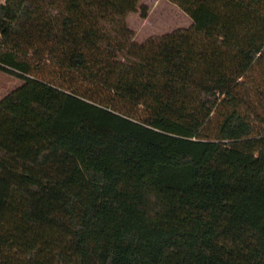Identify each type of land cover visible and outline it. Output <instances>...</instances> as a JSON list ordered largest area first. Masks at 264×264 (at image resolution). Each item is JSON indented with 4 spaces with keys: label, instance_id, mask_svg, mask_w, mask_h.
<instances>
[{
    "label": "trees",
    "instance_id": "1",
    "mask_svg": "<svg viewBox=\"0 0 264 264\" xmlns=\"http://www.w3.org/2000/svg\"><path fill=\"white\" fill-rule=\"evenodd\" d=\"M139 2L0 4L22 81L0 101V264H264V135L238 110L207 129L264 57V0H182L192 29L142 45Z\"/></svg>",
    "mask_w": 264,
    "mask_h": 264
},
{
    "label": "rangeland",
    "instance_id": "2",
    "mask_svg": "<svg viewBox=\"0 0 264 264\" xmlns=\"http://www.w3.org/2000/svg\"><path fill=\"white\" fill-rule=\"evenodd\" d=\"M6 0H0L4 4ZM182 0H140L138 12L127 19L128 28L135 35V42L145 44L151 39L161 38L175 32H189L193 27L190 16L180 7ZM143 9L147 12V18L142 16ZM250 31V27L243 29ZM206 43L205 38L198 39ZM35 75L62 84L66 88H75L89 97L97 98L95 84L83 81L79 76L67 75L56 64L47 60H34ZM72 78V79H71ZM73 80V81H72ZM22 85L17 77L0 71V101L12 91ZM240 102L238 104L225 103L220 105L213 114L212 121L207 129L215 134L223 123L225 115L238 110L255 128L254 135H264V57L254 66L238 89ZM106 96L109 97L108 94Z\"/></svg>",
    "mask_w": 264,
    "mask_h": 264
}]
</instances>
